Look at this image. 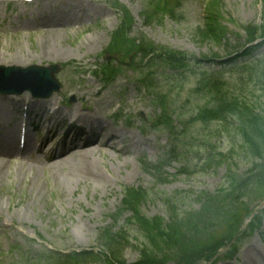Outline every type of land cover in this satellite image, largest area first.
<instances>
[{
  "label": "rangeland",
  "instance_id": "1",
  "mask_svg": "<svg viewBox=\"0 0 264 264\" xmlns=\"http://www.w3.org/2000/svg\"><path fill=\"white\" fill-rule=\"evenodd\" d=\"M144 1L148 0H0V76L8 75L0 79V83L4 81L12 88L21 89L20 95H29V91H24L26 88L22 86L26 84H19L16 78L24 72L32 74V66L46 69L56 66L54 77L59 88L48 92L46 101H54L60 107L78 106L81 102L79 96L82 95L86 98L84 103L102 118L109 113L112 116L116 112L122 114L121 121L112 127L118 128V131L111 138L99 134L96 140L98 146L85 148L87 158L79 163L58 164L56 160L51 166L48 161L54 159L44 160L40 152L18 156L13 152L12 155H15L11 157L0 156V161L4 162L0 163V264H50L53 260L47 258V254L39 256L37 252L49 247L55 252L87 247L98 250L94 243L95 235L110 223L111 231L124 230L128 241L123 255L127 261H133L137 254L130 245H140L144 242L143 231L154 232L159 226L157 221L164 223L168 220L165 202H169L170 197L176 202V209L184 202L189 204H185L186 208L192 206L197 210L195 196L198 193L216 190L223 199L231 192L236 194L237 184L245 174L255 169L264 170V163L261 162L264 158H246L247 148L240 147L229 161L231 172L228 177H225L223 166L202 169L198 165L203 138L218 131L217 117L209 106L211 99L237 100L262 94L264 108V76L263 93L256 89L253 94L251 84L242 85V78L227 74L226 82L231 86L228 88L220 84L216 93L208 95L196 90L193 68L178 70L174 76L175 72L166 71L163 74L155 66H141L129 53L128 47L117 49L113 38L120 11L124 10L133 19L129 36L121 33L125 40L126 37H145L156 44L189 53L195 59L204 55L209 58L208 61L225 60L244 47L247 32L242 26L264 25L263 2L212 0L215 6H221L218 15L228 27L227 47L217 41L214 43L209 35L198 34L203 4L211 0H165V4L162 0L151 11L161 17L149 22L140 16ZM48 27L56 29L57 38L46 36ZM42 43H49L52 48L43 51L47 47H42ZM20 51L31 60L28 64L11 61V55ZM208 61L205 62L206 67ZM90 70L96 77L88 74ZM152 76L156 82L154 90L146 88L143 92L137 87L147 85L145 82ZM101 85L105 86L96 96L94 93ZM14 99L18 98L15 95L0 96L1 150L10 145L14 150L17 121ZM157 105L169 111L170 118L153 121L151 114ZM205 108L209 115L200 117L198 111L201 113ZM173 120L178 122L176 128ZM151 123L157 128L149 131L147 127ZM165 127L166 130L163 129ZM32 131L31 141L35 139L34 143L47 135L41 130ZM80 134L87 140L95 138L94 132L80 131ZM175 136L180 137L183 143L179 146L182 149L180 160L166 161V155L160 160L159 154L175 141ZM79 139L76 142L79 143ZM63 140L58 145H51L55 147L49 152L48 146L44 147L46 155H58L66 146L72 145L70 141L74 140V136L69 135ZM101 140H105L106 145H101ZM34 143L28 145L34 146ZM186 153L190 155L186 156ZM184 158L190 159L187 165ZM146 160L163 167L160 173L168 175L163 184L154 181V178L160 177L158 171L149 175L141 169ZM123 186L139 187L133 195V214L136 217L133 219L139 230L128 224L126 214L130 215V212L125 208L117 211ZM250 189L245 193L244 200H234V208L229 209L230 212H226L222 219L223 227L220 225L215 231L203 234L204 239L198 242L185 245L176 242L167 247L168 254L162 264H206L204 260L214 252L211 264H252L251 255L257 259L255 264H264V239L259 236V231L255 230L250 236L248 234L240 242L241 236H245L248 230L242 234L238 228L242 229L243 223L246 226L248 220H245L253 216L260 222L257 224L264 236V200L257 205L264 197V188L253 186ZM113 215L119 218L114 220ZM150 218L157 223L150 224ZM231 224L234 226L228 229ZM236 231L239 237L235 246H239V251L233 259H227L231 253L224 255L228 247L225 241ZM162 251L156 249L153 253L160 254Z\"/></svg>",
  "mask_w": 264,
  "mask_h": 264
},
{
  "label": "trees",
  "instance_id": "2",
  "mask_svg": "<svg viewBox=\"0 0 264 264\" xmlns=\"http://www.w3.org/2000/svg\"><path fill=\"white\" fill-rule=\"evenodd\" d=\"M142 12L144 16L150 17V14H146V9L142 10ZM216 12L217 8H212L207 14L205 25L208 26V29L203 32V34L204 36L205 34L209 35L210 38L220 42L221 39L224 38L226 29L219 24L218 18L215 14ZM247 30L253 38L264 36V25L259 27L249 26L247 27ZM117 35L118 34H116V36ZM117 40L123 41V38L121 37ZM131 45L133 50L138 52L141 58L148 57L146 61L148 63L156 62V57H165V65L170 70H175V73L181 69L178 63L183 64V61H186V63L189 64V62H187V56H183L181 53L170 48L156 46L143 39H140L138 44L133 40ZM156 52L157 56H155ZM193 65H195V63ZM234 69L238 68L234 67ZM220 72L221 70L219 72H210L209 70H206L203 73L197 74V77L203 75L206 82L203 83L200 78L199 80H201V83L206 86L211 85L212 88L215 89L217 86V75ZM263 76L264 66L257 72L255 77L250 73L247 74V77L251 81L256 82L255 78L256 80L259 79L258 82L255 83V86L259 87V89L263 88V81L261 82L260 80ZM209 92L210 91H208V94L211 95ZM215 102H217L214 110L216 112H212V114L215 113L217 117L218 131L210 134L208 139L205 140L201 150L203 154L202 163L204 164V167L207 168L223 166L226 170V177H228L231 172L229 161L232 159V154L235 153L237 148H245V150L247 148L245 152L246 155L253 153V156H255V153L264 156V110L261 108L263 99L261 97L249 96L245 99L240 98L239 101L235 99L223 100L222 98H219V101L217 99ZM162 113H164L163 110ZM207 115H209V111L204 110L201 117ZM216 138L218 140H216ZM221 142H223V144H220ZM246 176L247 177H243L239 182L236 188V194L231 192L226 194L223 199H221V195H219L218 191H214L213 193H203L202 196L200 195L198 197V200L200 201V208L198 210L192 209L191 206L186 208V205L189 206V204L182 202L180 203V211L176 212L173 208L175 207L174 204L171 203L169 209L173 213L174 218L171 220L170 217L169 223L162 225L160 231L159 228L156 229L157 231H155V233L158 234L151 235L150 238L152 242L157 245L159 239L160 243L167 248L170 247V242H173V240L175 242L179 239L180 242L184 244L191 242L193 239L197 240L199 236L218 229L226 212L228 213L234 208V200L239 199L242 201L247 196L245 193L251 190L249 188L251 184H257L255 186L264 188V171L252 172ZM175 205L177 206V204ZM153 222L154 220L151 221V223ZM157 222L159 223V221ZM157 222L155 221V223ZM160 225L161 224L159 223V226ZM223 226L224 225H221V227ZM118 236L122 238L119 234ZM107 251L114 262L124 264L120 258L121 249L117 241L114 240L108 242ZM75 257H84V253L79 255L71 253L67 255L66 264H84L85 259L83 261H81V259L77 262L74 261ZM150 258L155 260L152 254L150 255ZM152 259V264H154L155 261H158H153ZM107 264L113 263L108 261ZM137 264H150V260L148 256L145 255V252L140 254Z\"/></svg>",
  "mask_w": 264,
  "mask_h": 264
},
{
  "label": "bare ground",
  "instance_id": "3",
  "mask_svg": "<svg viewBox=\"0 0 264 264\" xmlns=\"http://www.w3.org/2000/svg\"><path fill=\"white\" fill-rule=\"evenodd\" d=\"M46 36L47 37H54V39L55 38H57V32H56V29H52L51 27H48V28H46ZM45 36V37H46ZM44 41V40H43ZM45 44H47V45H45ZM42 47H47V48H44L45 50H43V51H46L47 52V49H49V48H52V46L49 44V43H42ZM25 53H22L21 51L18 53V54H16V55H11V57H10V59H11V61H13V62H16V63H21V64H28L31 60L29 59V57L28 56H26V55H24ZM0 61H2V60H0ZM97 95V94H96ZM22 100L24 99L23 97L21 98ZM86 98H83V101L85 100ZM25 100H28V101H30V99L29 98H25L24 99V101ZM126 147H128V145L126 146ZM22 154H24V152L23 151H20ZM10 152H7V153H0V155L2 156V157H4V156H6L7 154H9ZM16 154H17V152H16ZM12 155H10V157H11ZM84 158H87V154L86 153H84V149H82L81 147H79V146H75V147H72L71 149H69V150H67V151H65L62 155H60L59 157H58V164H66V163H68V162H70V161H76L77 163H79L82 159H84ZM0 163H3L4 164V162H2V161H0ZM80 165H82V164H80ZM76 168H77V166H76ZM78 169V168H77ZM251 257V259H252V264H255L256 263V261H257V259L253 256V255H251L250 256ZM251 264V263H250Z\"/></svg>",
  "mask_w": 264,
  "mask_h": 264
},
{
  "label": "water",
  "instance_id": "4",
  "mask_svg": "<svg viewBox=\"0 0 264 264\" xmlns=\"http://www.w3.org/2000/svg\"><path fill=\"white\" fill-rule=\"evenodd\" d=\"M46 73V72H45Z\"/></svg>",
  "mask_w": 264,
  "mask_h": 264
}]
</instances>
